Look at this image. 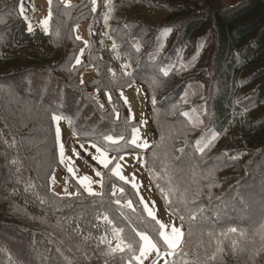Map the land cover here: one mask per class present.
<instances>
[{
    "label": "trees",
    "instance_id": "obj_1",
    "mask_svg": "<svg viewBox=\"0 0 264 264\" xmlns=\"http://www.w3.org/2000/svg\"><path fill=\"white\" fill-rule=\"evenodd\" d=\"M106 3L92 11V0H51L45 32L28 30L35 0H0V264H129L137 232L163 244L134 189L109 170L99 195L71 177L75 194L51 185L56 170L68 175L52 116L81 141L123 136L128 146L118 93L134 84L155 136L143 158L166 208L185 218L181 248L165 264H264V0ZM152 10L166 16L151 24L142 13ZM86 23L77 64L86 46L76 29ZM114 230L133 252L109 254Z\"/></svg>",
    "mask_w": 264,
    "mask_h": 264
},
{
    "label": "rangeland",
    "instance_id": "obj_2",
    "mask_svg": "<svg viewBox=\"0 0 264 264\" xmlns=\"http://www.w3.org/2000/svg\"><path fill=\"white\" fill-rule=\"evenodd\" d=\"M72 1L73 0H66V2L68 3H71ZM96 1L98 7H101L103 5L102 4L103 0H96ZM222 1L224 3H230L233 0H222ZM49 13H50L49 0H35L33 15L30 21L31 23L29 24L31 29L33 30L37 27L45 31V26L43 25L42 22L45 19L49 18ZM142 16L145 17L146 20L151 24H158L166 16V13L162 11H153V10L144 11L142 13ZM49 23H50V19H49ZM49 23L47 25V32L49 30ZM76 36L80 37V39L87 44L86 48L79 57V60L81 62L83 59L82 57L84 56L87 47L89 45V24L86 23L78 26V28L76 29ZM105 45L106 43L104 44V47L106 48ZM91 75H93V70L90 68L85 70L82 74H80V79L81 81L82 80L85 81ZM118 98H119L120 106H122V108L124 109L125 120L126 122L128 121L130 126L128 129L130 145L128 146L121 145L122 140L119 139H117L118 143L115 144L105 139L103 140L102 143L94 142V141H84V142L96 143L102 147H105L106 144L116 146L117 148H114L113 151L110 150L108 146H106L109 149L108 152L109 159H111L112 156L119 157V155L123 154L119 151L125 149L122 147L130 148V151L126 152L127 154L124 155V159L118 160V162L121 165L122 175L125 176L129 181L128 183H125L124 181L122 182L130 185L134 189L140 202L141 200H143V203L141 202L143 206L145 205V203L149 205V207L152 209L153 213L155 214L156 219L160 220L162 223L165 224H172L176 226L182 225V231L185 232V227L178 219V217L166 208L164 198L157 190V187L151 177V173L147 168V161L145 158H143L147 154L146 153L147 150L151 148L155 143L154 128L152 129L151 121L149 118L150 109L148 111V105H149L148 98L139 84H134L128 90L119 92ZM98 99L100 102L104 101V97L99 92H98ZM125 99L127 100V103H125ZM57 126H59L61 132V140L60 142H58L59 156H60V144L62 143L64 147V156L66 159L64 163L61 164L66 169L68 175H66L63 171L59 169L56 170L51 181L53 190L56 193L62 195L75 194L77 191L75 186L71 184L69 180L70 177L76 180V182H78L79 178L83 176H89L92 178V183L90 184L92 190L96 193H101L103 174L106 173V171H108L109 169H111L117 161H113V164L109 165V169H103L100 165L97 164L96 161L92 159L91 155H88L87 153H84L82 150H80L81 138L75 137L73 135V133L68 128L67 121L64 118H62L58 122V125L57 122L55 121L56 129ZM133 127L138 129V133L136 134L138 136L137 143L141 145L146 143L147 147H143V146L137 147L136 145H133L130 142L133 136V132H132ZM85 147L88 148V152L92 153L93 155L96 154L94 148L88 147V143H85ZM73 148H76L77 150L81 151V156L79 158H77L73 154ZM68 167L74 168L75 173L74 174L69 173L67 171ZM97 170L102 173V176L96 175ZM133 182L136 184L135 188L132 186ZM183 239L181 241V244L183 242ZM181 244L179 248H181ZM160 247H161V251L159 255H157L155 252H152L147 256V258L141 257V261H137V263L141 264L142 262V264H165L173 255L165 254L166 251L169 250H167L164 244L160 245Z\"/></svg>",
    "mask_w": 264,
    "mask_h": 264
},
{
    "label": "snow or ice",
    "instance_id": "obj_3",
    "mask_svg": "<svg viewBox=\"0 0 264 264\" xmlns=\"http://www.w3.org/2000/svg\"><path fill=\"white\" fill-rule=\"evenodd\" d=\"M50 3H51V0H49V4ZM92 4H93L92 11H95L96 10V8H95L96 0H92ZM106 6H108L110 8V11H111V0H107ZM20 7H21V10H22L23 9L22 2H21ZM50 16H51V13H49V18L45 19L42 22L43 25L45 26V32H47V25L49 23ZM109 18L110 17L108 15L105 16V22L106 23H107V20ZM28 30L32 31L30 26H29ZM164 31H167V30H164ZM77 39H80V37H77ZM85 46H87L86 43H85ZM112 47L115 50V48H116L115 42L113 43ZM137 50H139V49H137ZM82 52H83V49H81V53ZM76 63L77 64L80 63L79 58L76 59ZM122 67L124 69H127V68L130 67V65L124 64V65H122ZM109 71H111V69H109ZM163 71H164L165 75L168 74V70L167 69H164ZM125 74H127V72H125ZM110 99H111V97L109 96V100ZM125 103H127L126 99H125ZM153 103H155L154 99H153ZM52 119L54 121H56L57 125H58V122L62 119V117L58 116V115H53ZM132 132H133V136H132V139H131L130 142L133 145H136L137 147H141V146L147 147L146 143L143 144V145L137 143L138 136L136 134L138 133V129L133 127ZM56 138H57V141L60 142V140H61V132H60L59 126H57V129H56ZM104 139L109 141V142H111V143H113V144L118 143V140L114 139L113 136H111V135H106L104 137ZM123 139H124L123 136L119 137V140H123ZM214 140H215V136L214 135H213L211 140H207V138H206L207 146L210 147ZM85 143H88V147L89 148H94L96 154L93 155L92 153L88 152V148L85 147ZM80 150H82L84 153H87L88 155H91L92 159L94 161H96L97 164L100 165L103 169H109V165H112L113 161H117L113 165V167L111 169H109V171L112 173V175L118 177L121 181H124L125 183L129 182L127 180V178L122 175L121 165L118 162V160H123L124 159V155H126L127 153H123V154L119 155V157L112 156V158L109 159V157H108L109 149L106 146L102 147V146H100V145H98L96 143L84 142V141L80 142ZM80 150H77L76 148H73V154L77 158H79L81 156V151ZM201 151H203V147H201ZM65 159L66 158L64 156V147H63V144L61 143L60 144V162L64 163ZM67 171L69 173H71V174L75 173V169L72 168V167H68ZM96 175L97 176H102V173L97 170L96 171ZM78 183H80L81 186H83L85 188V190L89 193V195H99L100 194V193H96V192H94L92 190V188L90 186V184L92 183V178L91 177L83 176V177L79 178ZM132 186L135 188L136 184L133 182ZM115 187L116 186L113 185V188H115ZM158 187H159V185H158ZM119 190L121 191V193H123V188H120ZM161 191L163 192V189H161ZM114 194L115 193H113V195ZM165 199L167 201V199H168L167 194H165ZM141 202L143 203V200H141ZM116 203L119 204L120 201L117 200ZM129 207H131V202H129ZM144 210L148 213L149 217H151L153 220H155L156 224L159 225L158 235H159L160 239L163 241V244L166 246L167 250H169V251H166L165 254L166 255H173L175 253L176 249L180 247L181 241H182V239H183V237L185 235V233L182 231V225L176 226V225H172V224L162 223L160 220L156 219V216L153 213L152 209L146 203L144 205ZM199 211H203V210L199 209ZM103 219L105 221H107L108 217L104 216ZM179 219L181 221H183L185 218H184V216H180ZM189 219L195 220L196 219V213L195 212L191 213ZM109 223H110V221H109ZM120 231H122V230H114V234L119 239V242L116 244L115 248L109 247V250H108L109 254L115 253L117 251L124 252L126 248L128 249L129 252H133V245L131 243L125 244L123 239L119 238V232ZM228 231L231 232V233H236L237 229L236 228H230ZM136 235L139 236V238H140L139 241L137 242L139 255H135V253L133 252L132 257L129 260V264H131V260L141 261V257L147 258V256L149 254H151L152 252H155L157 255L160 254L161 247H160V245H159V243L157 241H154L152 238H150L149 235H147V234H145L143 232H137ZM209 235H211V233H209ZM241 235H243V234H241ZM101 242H103V241H101ZM235 244H236V241H233V245L234 246H235ZM184 255L187 256V253H184ZM209 259H213L214 260L215 259V254H213L211 257H209ZM141 264H142V262H141ZM185 264H187V262H185Z\"/></svg>",
    "mask_w": 264,
    "mask_h": 264
},
{
    "label": "built area",
    "instance_id": "obj_4",
    "mask_svg": "<svg viewBox=\"0 0 264 264\" xmlns=\"http://www.w3.org/2000/svg\"><path fill=\"white\" fill-rule=\"evenodd\" d=\"M106 48H111V43L109 41L106 42ZM107 96H108V99H109V96L111 97V99L109 100L110 103H113L114 105V110L116 112L117 115L121 114V108L120 106L118 105L117 102H115L111 96V94L109 92L106 93Z\"/></svg>",
    "mask_w": 264,
    "mask_h": 264
},
{
    "label": "clouds",
    "instance_id": "obj_5",
    "mask_svg": "<svg viewBox=\"0 0 264 264\" xmlns=\"http://www.w3.org/2000/svg\"><path fill=\"white\" fill-rule=\"evenodd\" d=\"M149 110V109H148ZM147 153V152H146ZM147 155V154H146Z\"/></svg>",
    "mask_w": 264,
    "mask_h": 264
},
{
    "label": "crops",
    "instance_id": "obj_6",
    "mask_svg": "<svg viewBox=\"0 0 264 264\" xmlns=\"http://www.w3.org/2000/svg\"><path fill=\"white\" fill-rule=\"evenodd\" d=\"M152 129H153V127H152Z\"/></svg>",
    "mask_w": 264,
    "mask_h": 264
}]
</instances>
